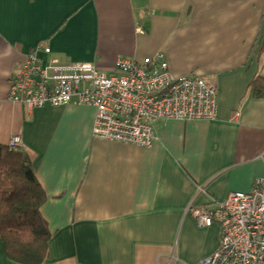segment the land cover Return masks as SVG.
<instances>
[{
    "label": "crops",
    "instance_id": "crops-1",
    "mask_svg": "<svg viewBox=\"0 0 264 264\" xmlns=\"http://www.w3.org/2000/svg\"><path fill=\"white\" fill-rule=\"evenodd\" d=\"M158 52L175 76L215 84V120H158L142 148L95 138L96 109L76 100L33 112L8 100L31 55L110 73ZM13 135L47 198L44 264L199 263L221 230L191 206L264 177V0H0V145ZM0 264H17L1 242Z\"/></svg>",
    "mask_w": 264,
    "mask_h": 264
},
{
    "label": "built area",
    "instance_id": "built-area-1",
    "mask_svg": "<svg viewBox=\"0 0 264 264\" xmlns=\"http://www.w3.org/2000/svg\"><path fill=\"white\" fill-rule=\"evenodd\" d=\"M8 100L29 112L76 100L96 109L95 138L142 148L156 139L158 120H215L219 111L215 84L196 75L175 76L163 53L142 61L120 57L110 73L93 63H44L31 55L14 74ZM7 147L27 149L20 135ZM190 212L199 227L218 224L221 230L217 251L197 264H264V177L248 193L230 192Z\"/></svg>",
    "mask_w": 264,
    "mask_h": 264
},
{
    "label": "trees",
    "instance_id": "trees-1",
    "mask_svg": "<svg viewBox=\"0 0 264 264\" xmlns=\"http://www.w3.org/2000/svg\"><path fill=\"white\" fill-rule=\"evenodd\" d=\"M46 199L29 156L0 145V242L12 262L48 260L52 235L40 211Z\"/></svg>",
    "mask_w": 264,
    "mask_h": 264
},
{
    "label": "rangeland",
    "instance_id": "rangeland-1",
    "mask_svg": "<svg viewBox=\"0 0 264 264\" xmlns=\"http://www.w3.org/2000/svg\"><path fill=\"white\" fill-rule=\"evenodd\" d=\"M158 53H162V52H158Z\"/></svg>",
    "mask_w": 264,
    "mask_h": 264
},
{
    "label": "clouds",
    "instance_id": "clouds-1",
    "mask_svg": "<svg viewBox=\"0 0 264 264\" xmlns=\"http://www.w3.org/2000/svg\"><path fill=\"white\" fill-rule=\"evenodd\" d=\"M25 153V152H24Z\"/></svg>",
    "mask_w": 264,
    "mask_h": 264
}]
</instances>
